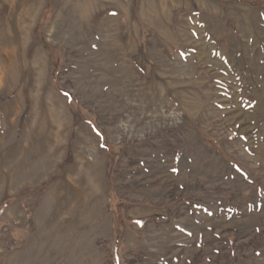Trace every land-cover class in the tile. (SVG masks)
Returning a JSON list of instances; mask_svg holds the SVG:
<instances>
[{"label":"rangeland","instance_id":"374dc122","mask_svg":"<svg viewBox=\"0 0 264 264\" xmlns=\"http://www.w3.org/2000/svg\"><path fill=\"white\" fill-rule=\"evenodd\" d=\"M0 264H264V0H0Z\"/></svg>","mask_w":264,"mask_h":264}]
</instances>
